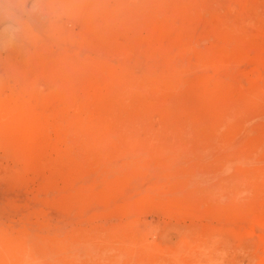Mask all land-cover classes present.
I'll list each match as a JSON object with an SVG mask.
<instances>
[{"label":"rangeland","instance_id":"374dc122","mask_svg":"<svg viewBox=\"0 0 264 264\" xmlns=\"http://www.w3.org/2000/svg\"><path fill=\"white\" fill-rule=\"evenodd\" d=\"M37 1L0 0V264H264V0Z\"/></svg>","mask_w":264,"mask_h":264},{"label":"bare ground","instance_id":"6f19581e","mask_svg":"<svg viewBox=\"0 0 264 264\" xmlns=\"http://www.w3.org/2000/svg\"><path fill=\"white\" fill-rule=\"evenodd\" d=\"M37 1V0H36ZM41 1V0H40ZM38 3H40L39 1H37ZM31 240V239H30Z\"/></svg>","mask_w":264,"mask_h":264}]
</instances>
